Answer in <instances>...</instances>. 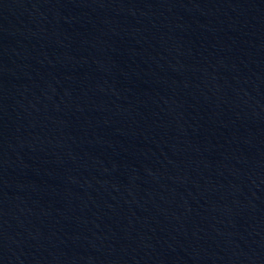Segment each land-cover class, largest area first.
<instances>
[{"label": "water", "instance_id": "1", "mask_svg": "<svg viewBox=\"0 0 264 264\" xmlns=\"http://www.w3.org/2000/svg\"><path fill=\"white\" fill-rule=\"evenodd\" d=\"M0 264H264V0H0Z\"/></svg>", "mask_w": 264, "mask_h": 264}]
</instances>
